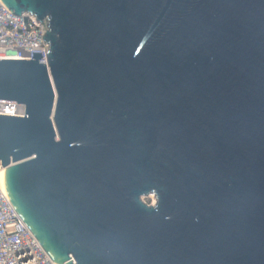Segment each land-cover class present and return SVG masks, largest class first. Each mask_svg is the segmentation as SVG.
Returning a JSON list of instances; mask_svg holds the SVG:
<instances>
[{"label":"water","instance_id":"obj_1","mask_svg":"<svg viewBox=\"0 0 264 264\" xmlns=\"http://www.w3.org/2000/svg\"><path fill=\"white\" fill-rule=\"evenodd\" d=\"M1 1L50 25L0 60V168L51 260L264 264V0Z\"/></svg>","mask_w":264,"mask_h":264},{"label":"built area","instance_id":"obj_2","mask_svg":"<svg viewBox=\"0 0 264 264\" xmlns=\"http://www.w3.org/2000/svg\"><path fill=\"white\" fill-rule=\"evenodd\" d=\"M49 20H37L30 13L15 16L0 0V60H34L42 53L48 65ZM0 115L25 117L24 105L0 101ZM1 169V168H0ZM0 264H55L12 206L4 181L0 179Z\"/></svg>","mask_w":264,"mask_h":264},{"label":"rangeland","instance_id":"obj_3","mask_svg":"<svg viewBox=\"0 0 264 264\" xmlns=\"http://www.w3.org/2000/svg\"><path fill=\"white\" fill-rule=\"evenodd\" d=\"M144 203H146L149 206H155L157 204V197L154 194H151L147 197L142 198Z\"/></svg>","mask_w":264,"mask_h":264},{"label":"bare ground","instance_id":"obj_4","mask_svg":"<svg viewBox=\"0 0 264 264\" xmlns=\"http://www.w3.org/2000/svg\"><path fill=\"white\" fill-rule=\"evenodd\" d=\"M4 175H5V171L3 169H0V179L2 181H4Z\"/></svg>","mask_w":264,"mask_h":264}]
</instances>
